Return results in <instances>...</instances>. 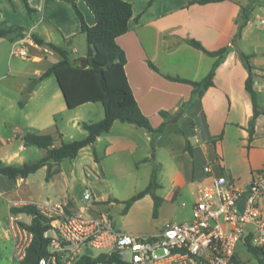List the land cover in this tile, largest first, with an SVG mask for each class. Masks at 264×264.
Returning <instances> with one entry per match:
<instances>
[{
	"label": "crops",
	"instance_id": "1",
	"mask_svg": "<svg viewBox=\"0 0 264 264\" xmlns=\"http://www.w3.org/2000/svg\"><path fill=\"white\" fill-rule=\"evenodd\" d=\"M125 1L131 3L132 15L128 20L127 31L115 40L125 52L124 73L127 83L139 109L152 127L156 128L166 122L162 132L149 133L133 124L115 120L107 132L95 138L93 145L106 134L104 155L111 153L120 158L124 157L125 153L136 152L141 147V142L158 141L162 147L166 146L170 157L174 158L172 133L176 132L182 136V141H174L176 149L181 152L179 166L174 168L173 164L169 163L168 174L164 179L154 170L155 180L159 184L155 193L162 199L154 218L155 226L159 229L165 221L175 217L174 212L167 211L175 207V201L183 194L186 184L193 182L196 186H202L210 183L212 177L218 174H224L239 183H247L253 170L264 169V115L259 114L255 118L253 136L248 140L247 124L253 107L251 97L245 89L247 71L238 55L239 51L250 55V62L256 68L253 80L256 106L257 109L264 110V5H258L261 0H221L207 3H188V0ZM76 3L86 22L92 25L94 16L85 2L76 0ZM27 5L31 8L30 12L23 0H0V27L21 25L25 27L27 36L34 34L62 48H65V39L69 38L71 44V37L81 34L78 18L69 1L27 0ZM246 5L250 6L246 25L241 34L235 37V19L240 6ZM54 35H58L59 40H53ZM187 38L197 39L208 50H216L226 45L231 48L216 68L213 84L205 90L201 98L181 108L180 105L190 98L192 86L170 80L164 75L199 80L208 73L215 60V57L191 46L186 41ZM59 41L64 44L61 45ZM31 48L36 58L34 61L37 62L42 61L49 52L45 47L38 45ZM80 57H85V54ZM148 61L158 70L152 69ZM77 107L67 108L65 101L59 100L58 91L53 94L45 109L50 118L45 116L44 124L31 122L30 126L34 125L37 127L34 131L42 132L43 127L54 123L53 117L57 113L69 114ZM161 110L168 112L166 118L160 115ZM177 113H180V116L173 120ZM69 121L70 118L66 120L67 123ZM74 123L75 121L72 125ZM194 125L197 128L195 133L192 129ZM55 129L61 136L62 127L56 126ZM178 129L182 130L183 134L178 132ZM186 140L192 154L185 149ZM0 142L3 143L4 140L0 139ZM24 146L21 140L18 150H23ZM86 147L88 146L83 148ZM17 153L15 151L12 154ZM93 153L96 165L99 158L95 151ZM2 159L11 164L5 158ZM62 162L65 161H60ZM206 164H210L209 173L203 172L202 168ZM44 166L47 168V165ZM57 167L55 170L58 172L55 175L67 179L62 167ZM64 169L67 171V165ZM161 169H164L162 164ZM97 176L100 178L99 174ZM25 180L26 177L11 179L0 174V197L5 201L2 204L7 216L12 205L20 206L45 200L42 194H32L29 189H26V193L18 194L20 183ZM23 194L26 196L21 197ZM143 198H148L149 203L153 205L149 193ZM95 199L93 213L99 210L97 207L101 203L110 202L101 196ZM51 203H60L68 211H76L73 203L67 201ZM18 215L21 219L22 214ZM9 238L11 239V235Z\"/></svg>",
	"mask_w": 264,
	"mask_h": 264
},
{
	"label": "rangeland",
	"instance_id": "2",
	"mask_svg": "<svg viewBox=\"0 0 264 264\" xmlns=\"http://www.w3.org/2000/svg\"><path fill=\"white\" fill-rule=\"evenodd\" d=\"M258 5H264V0H261ZM52 38L59 40L58 35H54ZM71 38V44L63 45L70 56L79 58L82 54H86L85 35L81 33ZM59 43L64 44L61 41ZM11 47L12 43L8 39L0 38V139L4 140L3 143L0 142V157L5 158L13 165H20L36 161L45 155L43 148L27 145L23 150H18V144L24 133L37 128L34 125L30 126L31 122L41 125L45 122V116L50 118V114L45 109L53 94L59 91V100L64 101V98L54 75L51 74L45 79L39 80L40 73L60 59L58 53L47 49L49 51L47 56L37 62L31 60L34 53L33 48H29L30 57L25 58L11 55ZM102 112L103 108L100 102H88L72 110L69 114L57 113L53 117L54 123L49 127H43L42 132L51 133L56 126H61L63 132L60 137L55 138V144H59L61 140L80 139L86 134L81 127V122L97 121L102 118ZM68 118L70 121L67 123ZM73 121H75L74 125H72ZM172 134L174 141H182L181 135L176 132ZM105 137L106 134L96 145L80 150L74 159L63 160L65 162L62 163H51L50 176H47L46 166L29 174L25 182L20 183V193L18 191V194L26 193V189H29L32 194L44 196L45 200L40 203L67 201L73 203L77 210L85 204L82 194L85 189H88L91 190L95 198L101 196L110 201L98 205V211H108L115 226L121 231L130 234H144L157 230L155 217L152 216L153 205L149 203L148 198L141 197L134 201L126 213L122 212L123 201L148 183L153 170H157V174L164 179L168 174L169 163H172L174 168L179 166L181 152L176 149V143L172 142L175 151L174 158L170 157L166 146L162 147L158 141L141 142V147L136 152L125 153L124 157L116 158L111 153L104 155ZM146 150H148L147 153ZM15 151L18 153L13 155L12 153ZM94 151L99 158L96 165H94ZM2 158L0 160L4 161ZM161 164L164 166V171L161 169ZM53 165L56 167L60 165L67 174V179L64 180L63 176H56L58 170H55L56 167ZM65 165H67V171L64 169ZM200 186L194 185L193 182L186 184L183 194L179 195L175 201V207L167 211L174 212L175 217L167 221L180 223L191 219V205L195 199V192ZM159 193L161 192L159 191ZM24 196L26 194L21 197ZM1 198L0 264H12V239L9 238L7 211L2 204L5 201ZM89 202L93 204L92 200ZM182 203L185 205L183 206ZM94 210L95 208L92 206L91 211H85L82 215H90ZM21 219L25 222L29 220L25 214L21 215ZM236 250L242 261H248L250 264H264L259 260L262 258L261 253L257 257L241 243H238ZM98 252L100 250L93 249L94 255ZM262 252L264 253V246Z\"/></svg>",
	"mask_w": 264,
	"mask_h": 264
},
{
	"label": "trees",
	"instance_id": "3",
	"mask_svg": "<svg viewBox=\"0 0 264 264\" xmlns=\"http://www.w3.org/2000/svg\"><path fill=\"white\" fill-rule=\"evenodd\" d=\"M23 1L27 10L30 12L31 8L27 5V0ZM67 1L70 2L78 18L79 31L87 37L93 48V54L87 57L86 64L82 65L81 61L84 57L72 58L65 48L55 45L52 42L44 41L42 38L31 34L29 36L36 45L51 49L60 56L57 62L52 63L40 73L39 80L51 74L54 75L67 108L72 109L87 102H100L103 108V117L97 121L81 122V127L86 133L85 136L80 139L61 140L58 145L54 144L55 138L57 136L60 137V133L56 129L51 133H43L40 131L26 132L22 136L23 144L25 146L33 145L43 148L46 154L36 161L20 165L8 164L0 160V174L11 179L25 178L44 165H47V176H50L51 163L75 158L81 148L92 146L97 136L103 132H107L115 120L133 124L149 133H157L164 130L166 121L160 126L153 128L148 118L139 109L124 73V64L126 62L125 52L115 40L116 37L125 33L128 29V20L132 15L131 3L125 0H83L95 20L92 25H89L77 6L76 0ZM213 1L221 0H188V3H207ZM148 4H150V1ZM249 7V5L240 6L239 13L235 19L237 23L235 37L241 34L243 27L246 25ZM26 36L25 27L21 25L11 24L0 27V38H6L10 42ZM65 41L69 44V38L65 39ZM186 41L194 48L201 50L209 56L215 57V60L208 73L199 80L164 75L170 80L188 83L192 86L191 96L180 105L181 108L201 98L205 90L213 84L215 70L231 48L230 45H226L216 50H208L195 38H187ZM238 55L247 71L245 89L251 97L253 107V113L247 124L248 140H251L255 118L259 114L264 115V110H259L256 106L255 90L253 89L256 68L250 62V55L242 51H239ZM148 64L152 69L158 70L150 61H148ZM159 113L163 118L168 116V112L165 110H161ZM178 132L183 134V131L180 129H178ZM185 149L189 154H192L188 140L185 141ZM157 187H159V184L155 180V171L153 170L148 184L123 201L124 208L122 212L126 213L134 201L149 193L153 200L152 216L156 217L162 201L161 197L155 193ZM9 213L15 215L26 214L29 217L28 222L20 221V224L33 234L31 244L28 247L27 257L24 261V264H28L34 257L42 255L46 250L47 242L42 237V232L46 229L47 224L39 212L29 204L20 206L12 205L9 207ZM31 213L36 214L30 216ZM249 250L257 257L261 253L262 258L259 260L264 262L262 248H252ZM94 262L100 264H132L119 260L116 256L106 257L103 254L95 258L84 257L77 264Z\"/></svg>",
	"mask_w": 264,
	"mask_h": 264
},
{
	"label": "built area",
	"instance_id": "4",
	"mask_svg": "<svg viewBox=\"0 0 264 264\" xmlns=\"http://www.w3.org/2000/svg\"><path fill=\"white\" fill-rule=\"evenodd\" d=\"M35 45L26 36L12 42L10 54L29 58V48ZM31 60L36 58L32 55ZM192 129L195 133L197 128ZM202 169L209 173L210 164ZM82 199L85 204L72 212L60 203H25L47 224L42 232L46 250L36 264H77L84 257L100 254L132 264H250L239 258L238 243L247 250L264 246V169L253 170L247 183L214 175L195 192L189 221H165L159 229L144 234L121 231L108 211L82 215L91 211L89 201L96 200L88 189ZM20 221L18 214L9 213L12 264H24L33 237ZM86 249L92 251L91 256ZM93 249L100 252L94 255Z\"/></svg>",
	"mask_w": 264,
	"mask_h": 264
},
{
	"label": "water",
	"instance_id": "5",
	"mask_svg": "<svg viewBox=\"0 0 264 264\" xmlns=\"http://www.w3.org/2000/svg\"><path fill=\"white\" fill-rule=\"evenodd\" d=\"M86 49H87V52H86V54H85V57H84V58L82 59V61H81V64H82V65H85L86 62H87V59H86V58H87V57H90V56L93 54V48H92V46L90 45V43H89L87 37H86ZM178 116H180V113H177V115L173 118V120H175ZM35 214H36V213H31L30 216H34ZM85 253H86L87 255H89V256L92 255V251L89 250V249H86V250H85ZM37 260H38V256L34 257V258L32 259V261H31L30 264H36V263H37ZM83 264H88V263H83ZM89 264H100V263H98V262H94V263H89Z\"/></svg>",
	"mask_w": 264,
	"mask_h": 264
}]
</instances>
